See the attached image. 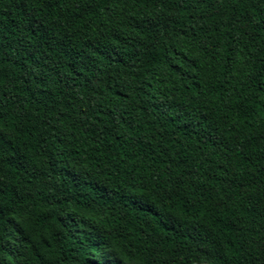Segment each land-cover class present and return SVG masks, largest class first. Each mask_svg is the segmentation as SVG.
Masks as SVG:
<instances>
[{"label": "trees", "instance_id": "1", "mask_svg": "<svg viewBox=\"0 0 264 264\" xmlns=\"http://www.w3.org/2000/svg\"><path fill=\"white\" fill-rule=\"evenodd\" d=\"M0 264H264V0H0Z\"/></svg>", "mask_w": 264, "mask_h": 264}]
</instances>
